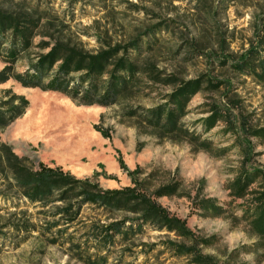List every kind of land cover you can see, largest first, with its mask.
I'll use <instances>...</instances> for the list:
<instances>
[{"label": "rangeland", "instance_id": "obj_1", "mask_svg": "<svg viewBox=\"0 0 264 264\" xmlns=\"http://www.w3.org/2000/svg\"><path fill=\"white\" fill-rule=\"evenodd\" d=\"M40 1L60 15L67 10V17H62L64 35L91 51L105 44H126L153 25L170 21L171 29H161L155 36L154 51L144 55L162 81H144L143 91L128 99V105L145 113L163 104L164 96L175 88L165 79L198 80L201 90L191 97L179 125L209 139L211 149L197 151L186 137L178 141L160 138L148 125L123 115L121 106L78 105L59 92L23 87L14 79L0 84V90L10 88L23 95L28 106L21 117L0 131V141L11 145L19 156L59 166L103 189L131 187V178H135L138 182L143 179L140 187L151 194L178 182L176 194L154 198V203L168 218L183 223L190 239L146 226L131 243L137 246L127 262L188 264L187 258L164 246V242H175L194 244L198 254L211 255L215 264H264V249L249 229L246 211L257 193L241 199L230 189L242 172L256 170L260 176L248 190H264V138L249 132L264 127V83L233 68L252 44L264 39L260 27L264 0ZM197 2L209 4L211 9L206 13ZM222 38L227 47L218 46ZM3 66L0 60V70ZM15 69L22 71L23 64L17 63ZM44 100L47 106H43ZM209 108L220 112L223 119L204 131ZM245 124L249 130L243 128ZM99 129L107 130L109 137ZM136 169L139 173L131 175ZM19 204L15 208L0 199V224L20 222L22 215L23 221L30 218L39 226L42 221L54 220L37 214L32 206ZM212 205L226 211L217 216L207 213L204 207ZM86 216L91 218L93 212ZM2 231L0 264H81L60 246L47 245L38 231ZM141 242L146 246L141 248ZM147 244H154L151 251H146Z\"/></svg>", "mask_w": 264, "mask_h": 264}, {"label": "trees", "instance_id": "obj_2", "mask_svg": "<svg viewBox=\"0 0 264 264\" xmlns=\"http://www.w3.org/2000/svg\"><path fill=\"white\" fill-rule=\"evenodd\" d=\"M75 1L69 0L72 4ZM197 3L204 6L206 13L211 9L209 4ZM62 17H67V10L57 14L44 8L40 0H0V60L4 63L0 70V84L14 79L23 87L59 92L78 105L121 106L123 115L135 117L138 122L148 125L160 138L178 141L186 137L197 146V151H210L209 139L202 138L199 133L188 132L179 125L191 97L201 90L198 80L165 79L175 88L164 96L163 104L149 108L145 113H137L128 105V99L143 91L144 81H162L153 63L148 58L144 59V55L154 51L158 41L155 36L161 29H171L170 21L153 25L145 34L126 44H105L91 51L64 35ZM260 27L264 33V21ZM217 42L218 46L227 47L224 38ZM17 63L23 64L22 71L15 69ZM233 68L263 84L264 39H259L255 46L252 44L246 56ZM0 94L2 131L25 113L28 101L10 88L0 90ZM207 112L210 114L203 120L204 131L223 119L218 111L209 108ZM247 126L245 124L243 128L249 130ZM99 131L104 137H109L107 130ZM249 132L264 138V127ZM133 173L139 171L136 169L131 175ZM259 176L256 170L242 172L230 184V189L241 199L257 193L251 198L253 204L246 211L249 229L258 237L257 245L264 249V190H248ZM131 181V187L103 189L98 183L88 178H76L59 166L19 156L11 145L0 141V199L15 208H19L20 202L25 203L35 208L37 214L54 219L42 221V226H39L30 222V218L23 221L22 215L18 218L20 222L0 224V236L5 237L2 228L15 234L38 231L47 245L60 246L70 258L81 264H134L125 259L133 255L137 245L131 243L136 236L144 233L146 226L190 239L183 223L168 218L154 203V198L176 194L178 182L161 186L148 194L140 187L143 179L138 182L131 178ZM204 209L214 216L226 211L213 205ZM90 212H93L91 218L86 216ZM200 241L211 243L209 240ZM139 246L142 248L146 244L141 242ZM147 246L146 251H151L154 244ZM164 246L174 255L187 258L188 264H215L211 255L198 254L194 244L164 242ZM118 247H121L119 251ZM113 257L115 259L111 260Z\"/></svg>", "mask_w": 264, "mask_h": 264}, {"label": "bare ground", "instance_id": "obj_3", "mask_svg": "<svg viewBox=\"0 0 264 264\" xmlns=\"http://www.w3.org/2000/svg\"><path fill=\"white\" fill-rule=\"evenodd\" d=\"M47 105H48V101L44 100V101H43V106H47ZM33 116H35V115H33ZM30 120H31V119H30ZM28 121H29V119H28ZM28 121H27V122H28ZM35 136H36V135H35Z\"/></svg>", "mask_w": 264, "mask_h": 264}]
</instances>
